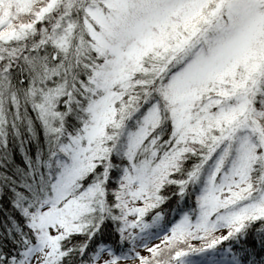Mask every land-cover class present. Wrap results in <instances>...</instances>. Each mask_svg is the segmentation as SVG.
<instances>
[{
	"label": "snow or ice",
	"instance_id": "6c2138e0",
	"mask_svg": "<svg viewBox=\"0 0 264 264\" xmlns=\"http://www.w3.org/2000/svg\"><path fill=\"white\" fill-rule=\"evenodd\" d=\"M264 264V0H0V264Z\"/></svg>",
	"mask_w": 264,
	"mask_h": 264
},
{
	"label": "rangeland",
	"instance_id": "374dc122",
	"mask_svg": "<svg viewBox=\"0 0 264 264\" xmlns=\"http://www.w3.org/2000/svg\"><path fill=\"white\" fill-rule=\"evenodd\" d=\"M125 264H134V261H127Z\"/></svg>",
	"mask_w": 264,
	"mask_h": 264
}]
</instances>
